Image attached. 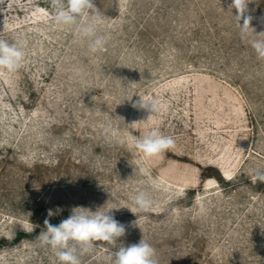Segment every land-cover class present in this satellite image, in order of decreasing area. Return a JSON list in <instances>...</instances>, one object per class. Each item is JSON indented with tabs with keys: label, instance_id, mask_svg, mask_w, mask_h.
<instances>
[{
	"label": "rangeland",
	"instance_id": "rangeland-1",
	"mask_svg": "<svg viewBox=\"0 0 264 264\" xmlns=\"http://www.w3.org/2000/svg\"><path fill=\"white\" fill-rule=\"evenodd\" d=\"M231 3L94 0L79 23L108 43L93 54L51 0H0V38L27 41L23 67L0 71V264H59L37 239L48 210L55 225L105 204L119 242L143 238L159 264H264V60ZM245 18L264 32V0ZM152 127L175 147L145 158L131 145ZM96 243L82 264L116 250Z\"/></svg>",
	"mask_w": 264,
	"mask_h": 264
},
{
	"label": "clouds",
	"instance_id": "clouds-1",
	"mask_svg": "<svg viewBox=\"0 0 264 264\" xmlns=\"http://www.w3.org/2000/svg\"><path fill=\"white\" fill-rule=\"evenodd\" d=\"M236 10L240 35L243 40L251 39L250 46L256 56L264 60V32L255 34L250 26V18H245L248 0H232ZM55 9L53 23L58 26H75L77 33L89 40L88 49L95 54L103 50L108 38L98 35L96 21L80 24L79 20L86 12L94 8V0H51ZM27 41L17 39L9 41L0 38V71L14 74L22 67L25 60ZM139 96V95H138ZM134 108L147 110L150 115L159 111V104L155 98L139 99L133 103ZM148 120V119H147ZM131 147L145 158H153L175 147V140L165 135L157 127H152L146 135L134 138ZM264 182V170H256L254 182ZM133 204L141 211L150 209L153 200L144 192H138L133 198ZM106 204L92 211L84 207L73 208L71 214L58 224L50 223V217L58 215L61 209L48 210V217L43 225L44 231L38 236L41 246H46L54 254L59 264H82L81 257L97 246L96 242H105L116 250L106 257L107 264H159L156 249L143 238L138 243L125 246L120 241L126 234V226L115 219L112 209Z\"/></svg>",
	"mask_w": 264,
	"mask_h": 264
}]
</instances>
